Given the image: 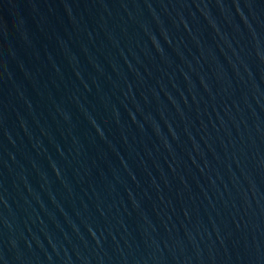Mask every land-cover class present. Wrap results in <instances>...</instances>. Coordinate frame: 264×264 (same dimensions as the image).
Listing matches in <instances>:
<instances>
[{
    "label": "water",
    "instance_id": "obj_1",
    "mask_svg": "<svg viewBox=\"0 0 264 264\" xmlns=\"http://www.w3.org/2000/svg\"><path fill=\"white\" fill-rule=\"evenodd\" d=\"M0 264H264V0H0Z\"/></svg>",
    "mask_w": 264,
    "mask_h": 264
}]
</instances>
